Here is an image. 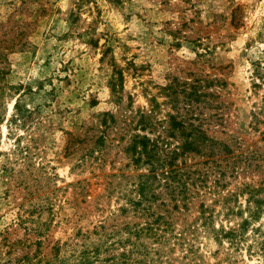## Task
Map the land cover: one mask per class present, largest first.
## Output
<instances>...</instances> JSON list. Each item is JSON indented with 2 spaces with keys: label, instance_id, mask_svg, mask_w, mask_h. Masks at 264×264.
<instances>
[{
  "label": "rangeland",
  "instance_id": "rangeland-1",
  "mask_svg": "<svg viewBox=\"0 0 264 264\" xmlns=\"http://www.w3.org/2000/svg\"><path fill=\"white\" fill-rule=\"evenodd\" d=\"M140 115L151 138L192 120L228 148L222 194L264 190V0H0V264L123 252L124 229L143 222L120 211L139 173L125 148ZM199 202L174 218L198 233L161 258L141 239L151 264H264V212L233 249L204 231Z\"/></svg>",
  "mask_w": 264,
  "mask_h": 264
},
{
  "label": "trees",
  "instance_id": "trees-1",
  "mask_svg": "<svg viewBox=\"0 0 264 264\" xmlns=\"http://www.w3.org/2000/svg\"><path fill=\"white\" fill-rule=\"evenodd\" d=\"M115 75L109 83L112 94L118 93L116 85L122 80L120 71ZM104 115L111 119V123L113 122L110 115ZM170 120L172 122L167 128H162L159 134L151 138L149 133L158 130L150 116L140 115L125 148L139 173L132 189L124 195L126 202L120 211L124 214L133 213L142 218L143 222L132 227L126 226L124 230L128 238L123 242H117L123 249L118 257L112 255L105 259L100 258L102 249L99 247L95 248L92 254L85 250L81 252L74 264H151L152 258L146 259L149 256L147 246L144 244L139 246L141 239H151L155 245V254L161 258L163 253L161 248L167 245L170 239L177 237L184 239L187 233L193 236L197 234L198 226L184 225L177 229L174 221L175 216L188 214L195 200L200 201L196 206L197 219L201 221L204 231L211 233L218 246L227 244V248L237 249L245 242L252 222H257L264 212V198L256 200L254 194L263 189L255 190L249 184H243V189L238 188L235 192L227 191L222 194L225 187L222 181L226 175L224 165L228 163L230 153L228 148L208 138L201 126L192 120L189 122L174 118ZM101 123L107 127L106 120H102ZM146 131L148 133H145ZM169 139L175 141L174 144ZM244 194L249 196L245 200L246 206L243 210L238 199ZM209 196H213L210 203L207 202ZM216 205L223 211L215 213L212 206ZM167 207L170 208L171 214L169 212L166 218ZM219 215H222V219L224 218L228 225L225 226L223 222L218 226L214 225L215 217ZM237 217H240V222L230 226ZM258 228L252 226L251 232L260 231ZM126 244L130 248L126 249ZM261 246L264 249V239ZM158 261L157 259L156 262Z\"/></svg>",
  "mask_w": 264,
  "mask_h": 264
}]
</instances>
